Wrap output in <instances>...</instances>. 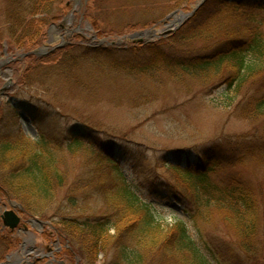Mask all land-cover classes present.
Segmentation results:
<instances>
[{"label":"rangeland","instance_id":"rangeland-1","mask_svg":"<svg viewBox=\"0 0 264 264\" xmlns=\"http://www.w3.org/2000/svg\"><path fill=\"white\" fill-rule=\"evenodd\" d=\"M28 1L20 0L19 6H26ZM58 1H51L54 19L43 27L40 36L37 23L24 29L10 27L7 17L11 0H0V144L5 143L7 134L10 138L22 135L39 140L37 125L42 126L49 139L47 150L57 155L65 178L44 218L28 215L23 205L0 188V264H128L116 259L118 247L114 242L108 244L106 252L88 258L76 242L62 236L64 221L77 220L80 215L99 221L111 213L104 195L94 188L99 176L111 170L98 166L86 147L76 153L69 150L74 141L97 150L103 143L114 144L128 184L154 208L164 233L182 221L212 264H255L244 254L247 251L228 224V215L219 205L221 198L202 194L201 204H197L198 198L188 196L183 178L172 166L199 175L210 169L208 176L221 191L242 183L256 194L264 218V167L258 161L237 167L223 164L214 172L213 168L201 171L195 162L214 146L234 145L231 138L263 133L264 116L251 121L238 115L241 103L259 93L242 92L236 99L230 93L228 98L224 96L228 91L225 86L207 85L190 74L139 78L114 68L119 62H114V57L135 60V55L129 59L131 49V54H136L140 46L159 45L166 38L162 34L166 23L179 21L170 29L168 36L173 35L207 0ZM66 6L69 9L64 12ZM179 6L194 7L186 12ZM147 31L150 33L134 37ZM34 34H38L39 44L31 52L20 48L22 41L29 43L36 38ZM18 40H22L20 46ZM60 58L62 67L57 65L62 62ZM34 59L44 62L37 66ZM14 108H18V117ZM20 143L24 147L18 151L21 157L37 150L36 144ZM182 152L187 156H176ZM16 155L11 152L6 157L14 159ZM4 165L8 166L6 161ZM0 169L6 170L2 165ZM176 191L184 194H177L180 201L172 194ZM73 198L80 209L72 206ZM12 209L22 213L28 232L18 231L22 226L13 232L4 229L1 215ZM115 233L111 230L112 235ZM84 242L80 244L89 248ZM258 245L263 259L264 229ZM160 257L159 262L145 264H168Z\"/></svg>","mask_w":264,"mask_h":264},{"label":"trees","instance_id":"trees-1","mask_svg":"<svg viewBox=\"0 0 264 264\" xmlns=\"http://www.w3.org/2000/svg\"><path fill=\"white\" fill-rule=\"evenodd\" d=\"M51 1L29 0L26 6H19L20 0H11L12 4L8 6L11 10L7 17L9 26L24 29L37 23L38 32L42 36L43 27L54 19ZM248 1L207 0L187 24L173 35L166 36L159 45L140 46L136 54H131L134 50L131 49L129 59L135 55V60L120 61V58L114 57V62L119 61L114 68L139 78H156L162 73H168L174 78L182 73L190 74L207 85L212 83L214 86H225L228 91L224 96L228 98L231 97L230 93L236 99L242 92H258L259 95H253V99L241 103L242 107L238 110L242 119L257 120L264 116V0ZM193 7L179 6L186 12ZM67 9L69 6L65 7L64 12ZM37 16H41L40 20H37ZM55 17L61 19V15ZM34 36L36 38L29 43L27 40L22 41L23 38L18 40L17 45L21 44L20 48L31 52L40 41L38 34ZM201 42L205 44L200 45ZM110 53L114 56V53ZM60 59L62 62L57 65L62 67L63 59ZM33 62L37 65L44 60L34 59ZM13 111L18 117V108ZM37 126L41 136L38 141L28 140L22 135L21 138H10L11 134H7L5 143L0 144V165L6 168L5 171L0 169V188L8 197L23 205L28 215L44 218L56 201L58 189L62 187L65 178L57 155L47 150L49 139L45 129ZM230 140L235 141V144L217 145L204 151L202 156L195 159L198 168L201 171L213 168L214 172L223 164L237 167L251 161H258L264 167V131L258 136L243 135ZM20 142L36 144L37 150L22 153L21 157L18 151L24 147ZM51 145L56 146L53 142ZM84 147L93 153L91 157L98 166L111 170L108 174L104 172L105 176H99L94 183L96 191L104 195L111 213L99 221L87 220L92 217L84 215H80L77 220L64 221L61 233L66 241L76 242L88 258L106 252L108 244L114 242L118 247L116 259L126 260L128 264L159 262V256L168 264H212L190 238L184 222L179 221L174 225L175 229L170 228L169 232L164 233L162 220L153 212L154 208L142 200L131 184H128L114 153V144L103 143L97 150L93 145L85 146L74 141L68 149L76 153ZM11 152L17 155L14 159H7L6 156ZM176 156L187 155L182 152ZM188 157L191 158L190 155ZM4 161L8 166L4 165ZM172 168H175L178 177L183 178L188 196L198 198L197 204H201L202 194L213 196L216 200L221 198L219 205L228 215L227 222L232 226L234 235L241 240V246L247 251L244 254L252 257L255 264H264V258L259 256L261 251L257 250L261 247L258 238L264 229V218L256 194L242 183H239L240 187L231 186L228 190H219L218 185L208 176L210 169L199 175L190 169ZM180 193L183 194L181 191L172 194L178 197ZM178 200L181 198L178 197ZM77 203L74 198L71 200L72 206ZM111 230L116 233L112 235ZM83 240L89 248L80 244Z\"/></svg>","mask_w":264,"mask_h":264},{"label":"water","instance_id":"water-1","mask_svg":"<svg viewBox=\"0 0 264 264\" xmlns=\"http://www.w3.org/2000/svg\"><path fill=\"white\" fill-rule=\"evenodd\" d=\"M192 14L189 15V17ZM187 17V16H184ZM169 26V24H167V27ZM170 29H166L163 31V34L166 35L170 32ZM150 32H140L134 35V37H141L144 36L146 34H149ZM1 219L3 221V225L4 228H8L12 231L16 230L20 223H21V217L15 212V210H6L2 215H1ZM41 223V222H40ZM41 225H43V223H41Z\"/></svg>","mask_w":264,"mask_h":264},{"label":"flooded vegetation","instance_id":"flooded-vegetation-1","mask_svg":"<svg viewBox=\"0 0 264 264\" xmlns=\"http://www.w3.org/2000/svg\"><path fill=\"white\" fill-rule=\"evenodd\" d=\"M18 212V211H17ZM18 214L19 215H21L22 213L21 212H18ZM31 216V215H30ZM32 217H34V216H32ZM37 222H39L38 220H37ZM39 224L41 225V223L39 222ZM22 226V227H21ZM19 227H21L20 228V230L18 229V231H24V232H28L29 230V228H28V225L26 224V223H22V221H21V224H20V226ZM5 229V228H4ZM9 230V229H8ZM10 231V230H9ZM11 232H13V231H11ZM16 264H18V262H16Z\"/></svg>","mask_w":264,"mask_h":264},{"label":"bare ground","instance_id":"bare-ground-1","mask_svg":"<svg viewBox=\"0 0 264 264\" xmlns=\"http://www.w3.org/2000/svg\"><path fill=\"white\" fill-rule=\"evenodd\" d=\"M177 22H179V21L177 20L176 22H172L171 24H169V26L167 28L171 29V28L175 27Z\"/></svg>","mask_w":264,"mask_h":264}]
</instances>
